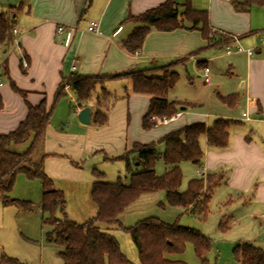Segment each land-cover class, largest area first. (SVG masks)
Here are the masks:
<instances>
[{"label":"crops","instance_id":"crops-1","mask_svg":"<svg viewBox=\"0 0 264 264\" xmlns=\"http://www.w3.org/2000/svg\"><path fill=\"white\" fill-rule=\"evenodd\" d=\"M166 1L0 0V11L12 13L19 30V45H0V135L15 130L27 118L28 103L38 105L46 99L53 113L39 146L40 159L43 157L44 170L56 189L66 197L68 218L81 221L97 213L91 194L95 171L106 176L107 164L120 161L127 165L119 157L130 153V158L135 159V145L156 142L157 128L166 127V135L195 122L211 126L219 117L234 119L238 122L230 128L227 147H212L205 135L201 137L204 159L199 166L200 177L222 175L224 181L216 191H221L227 204L242 207L245 215L264 221V5L248 0H190L195 9L208 11L212 40L205 38L199 28H191L190 21L184 18L183 26L173 30L152 27L141 48L127 50L124 42L139 24L132 16ZM236 3L248 5L236 9ZM60 24L66 26L62 34L57 31ZM92 25L95 30L89 29ZM228 45L234 48L231 53L227 52ZM237 45L253 49L254 53L239 51ZM234 54H246V65L232 59ZM72 62L76 65L74 71ZM172 62L175 65L171 71L179 76L187 72L191 83H195L196 76L211 84L212 76L225 79V72L237 81L232 86L237 89L220 91L224 86L217 83L213 119L208 117L211 113H196L200 117L185 119L187 107H180L175 119L149 130L144 129L143 119L150 96L135 93L130 78L109 80L104 87H96L90 104V124L76 121L74 110L70 121L66 119L65 98L70 91L75 94L71 89H65L66 96L59 100L55 98L64 78L72 73L108 74ZM205 67L210 68L209 82L203 76ZM104 88L111 97L99 101ZM232 94L239 96L235 105L220 99ZM195 103L201 105L203 101ZM98 109L107 113L103 124L93 116ZM173 122L177 124L171 126ZM28 146L26 142L13 147L22 152Z\"/></svg>","mask_w":264,"mask_h":264},{"label":"trees","instance_id":"trees-1","mask_svg":"<svg viewBox=\"0 0 264 264\" xmlns=\"http://www.w3.org/2000/svg\"><path fill=\"white\" fill-rule=\"evenodd\" d=\"M264 5V0H248ZM248 5V4H245ZM236 3V9H243ZM183 10L180 11L179 7ZM184 18L191 23V28H199L205 38L212 40L213 30L210 27L207 10L195 9L190 0H167L157 7L132 16L139 24L125 40L124 46L129 51H136L142 47L145 37L152 27L169 31L183 26ZM14 18L12 13L0 11V45L10 47L14 44ZM175 62L165 66L142 70H129L108 74L81 75L72 73L65 77L57 94L56 101L66 96L65 86L69 85L75 93L79 108L90 106L93 94L98 85L104 87L109 80L130 78L133 90L138 94L150 96L147 114L143 119L146 130L155 127L159 120L171 118L180 111L183 102L169 99L170 90L178 83L179 74L170 71ZM99 99H109L111 93L104 88ZM229 105L238 102V94L220 96ZM2 100L0 97V107ZM52 108H48L46 99L38 105L28 103L27 118L13 131L0 135V199L8 202L9 193L13 190L19 174H26L30 178L42 181L43 197L41 209L50 214L47 222L52 225L49 234L51 240L61 244L64 249L60 252L63 264H133L122 252L120 243L115 235L103 231L100 223L115 225L130 232L136 243L141 264H187L183 260L172 258L181 254L187 244L192 243L200 264H210L207 253L210 251L212 240L197 229L186 227L178 223L170 224L162 219L151 216L126 227L120 222L124 211L143 194L164 191L166 199L171 205H179L187 210H198L204 218L209 213V203L216 189L223 183L222 175L212 173L189 182L188 189L181 191L183 171L180 163L191 161L201 166L204 151L200 139L206 136L212 147L225 148L230 140V128L237 120L219 117L211 126L204 122H195L169 132L158 143H163V154L158 149V143L136 144L133 152L137 157L130 159L127 153L120 159L127 163V171L131 174V181L124 183L121 178L116 181L105 180V173L96 170L92 184V198L97 206V213L83 223L69 219L66 211V197L62 190L56 189L53 179L45 170L43 157L35 159V153L46 136L52 116ZM96 122L103 124L107 120V113L96 110L93 113ZM156 118L153 119L152 118ZM29 142L25 151H17L14 145ZM163 155L166 170L162 175L157 174L156 164ZM139 169L134 170V166ZM18 201V199H14ZM23 203V202H22ZM30 208L31 202H24ZM57 212L61 217L56 216ZM220 228L225 229L222 221ZM235 258L240 264H264V249L253 242L239 243L234 250ZM4 261L14 262L15 259L4 256ZM0 264H3L0 261Z\"/></svg>","mask_w":264,"mask_h":264},{"label":"rangeland","instance_id":"rangeland-1","mask_svg":"<svg viewBox=\"0 0 264 264\" xmlns=\"http://www.w3.org/2000/svg\"><path fill=\"white\" fill-rule=\"evenodd\" d=\"M230 57L238 59L243 66L246 65V54H234ZM224 60L227 61V59ZM224 68L226 71L227 66ZM224 75L227 76L225 79L212 76L211 84H206L200 77L195 76V83H191L187 72H183L176 86L170 90L169 97L184 102L180 107H187L186 110L189 112L185 119L200 117L196 113H211L208 117L213 119L217 83L224 86V88H219L220 91L233 92L237 89L232 88L237 81L231 79L225 72ZM70 92L65 98L64 115L70 121L69 115L74 110L77 112L75 118L78 121L80 110L76 95ZM198 99L203 101L201 105L195 103ZM176 124L177 122H173L171 126ZM165 128L156 129L154 139L157 143L162 139ZM158 144V149L163 154L165 146L162 142ZM39 150L40 147L35 153L36 160H39L42 155ZM162 154L156 164L158 175L165 173L166 165ZM133 157L130 158L132 161ZM133 166L134 170L139 169L135 164ZM107 167L109 172H106L105 180L113 182L121 178L124 183L131 181V174L126 170L124 162H111L107 164ZM181 168L184 177L180 190L185 191L192 179L200 177L202 168L191 161H184ZM42 197V181L38 178H30L26 174H19L13 190L9 193L8 202L0 199V261L3 264H63L60 252L64 247L49 237L53 227L46 221L50 214L43 212L40 207ZM14 199H18L19 202ZM28 201L31 202L30 208L24 204ZM240 208L242 207L235 205L231 207L221 191H216L209 203V213L204 218L198 210H187L183 206L169 204L165 192L157 191L143 194L133 202L121 214L120 222L126 227H131L145 218L155 216L170 224L178 223L197 229L212 240L210 251L207 253L210 264H239L234 254L238 243L249 241L264 249V221L252 219L242 212L243 208ZM56 216L61 217V213L57 212ZM85 221L87 220H77L79 223ZM221 221L225 226L224 230L220 228ZM100 226L103 231L116 236L122 252L133 264H141L136 243L130 232L115 225L100 223ZM4 256L13 258L15 261L6 262ZM172 258L183 260L187 264H199L200 262L192 243L187 244L183 253L172 255Z\"/></svg>","mask_w":264,"mask_h":264},{"label":"built area","instance_id":"built-area-1","mask_svg":"<svg viewBox=\"0 0 264 264\" xmlns=\"http://www.w3.org/2000/svg\"><path fill=\"white\" fill-rule=\"evenodd\" d=\"M90 30H95L96 29V26L95 25H92L90 26L89 28ZM66 30V26L65 25H59L58 26V34H62L64 31ZM13 34H14V37H15V40H14V45H19V40H18V36H19V30L17 28H14L13 29ZM237 50L239 51H247L250 55L254 53V50L253 49H245L243 48L241 45H237L236 46ZM233 46L232 45H228L227 46V52L231 53L233 51ZM26 66V64H25ZM76 69V65L72 62L71 64V71H74ZM203 76H204V79L206 82H209L210 81V68L209 67H205L204 68V73H203ZM65 89H70V86L69 85H66L65 86ZM177 117V115H174L172 116L171 118H163L161 120H159L160 123H168L170 121H172L173 119H175ZM153 119H156L155 117L152 118Z\"/></svg>","mask_w":264,"mask_h":264},{"label":"water","instance_id":"water-1","mask_svg":"<svg viewBox=\"0 0 264 264\" xmlns=\"http://www.w3.org/2000/svg\"><path fill=\"white\" fill-rule=\"evenodd\" d=\"M91 106H86L80 109L78 113V118L82 123L90 124L92 122L91 120Z\"/></svg>","mask_w":264,"mask_h":264}]
</instances>
